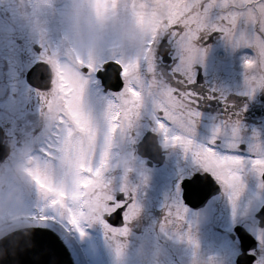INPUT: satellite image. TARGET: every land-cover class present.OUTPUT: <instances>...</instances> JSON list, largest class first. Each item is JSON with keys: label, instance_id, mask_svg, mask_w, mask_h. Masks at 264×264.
I'll return each mask as SVG.
<instances>
[{"label": "snow or ice", "instance_id": "1", "mask_svg": "<svg viewBox=\"0 0 264 264\" xmlns=\"http://www.w3.org/2000/svg\"><path fill=\"white\" fill-rule=\"evenodd\" d=\"M93 2L98 10L115 6V0ZM125 7L152 26L151 38L138 57L85 60L62 42L41 43L40 59L50 65L54 75L50 90L40 95L46 115L55 114V122L48 125L47 140L39 151L28 152L36 161L37 173L41 155L48 154L54 146L79 160L82 175L77 188L69 192L54 183H44L37 174L41 195L31 212L33 226L27 236L12 232L0 239L5 264H14L20 250L37 239V233L40 240L47 239L51 235L48 224L71 226L83 234V221H99L108 237L117 242L126 239L129 232L126 222L137 214L138 206L113 195L116 177L107 158V145L115 132L124 134L129 145L133 143V129L142 117L150 118L153 130L162 135L166 144L182 147L200 169L212 173L233 201L243 188L242 169L250 166L264 175V138L257 130L251 132L253 155L238 154L245 136L241 117L247 105L236 107L233 101L221 96L224 108L211 137L207 142L193 138L203 100L193 87L194 64L202 53L196 41L209 32L219 31L234 47L252 48L253 54L245 56L243 61L245 94L252 97L264 89V0H127ZM168 44L174 49V63L164 73L158 63L167 60L164 49ZM62 57L74 58L80 65L71 79L63 74ZM101 128L106 130L104 134ZM221 140L224 151L220 150ZM122 179V190L127 194V172ZM93 188L104 190L108 206L105 216L88 219L85 211L88 191ZM185 211L177 200L169 208L162 226L179 228ZM121 215L125 220L121 226L105 220L109 216L118 221ZM255 229L257 248H249V255L247 259L241 258V264H264V222L258 221ZM189 239L195 243L191 235ZM30 250L42 254L40 249ZM31 264L41 262L32 260Z\"/></svg>", "mask_w": 264, "mask_h": 264}, {"label": "flooded vegetation", "instance_id": "2", "mask_svg": "<svg viewBox=\"0 0 264 264\" xmlns=\"http://www.w3.org/2000/svg\"><path fill=\"white\" fill-rule=\"evenodd\" d=\"M7 10V6L3 3H0V14L7 12ZM53 36H55V40H53ZM49 37L50 38L47 43H55L59 40V38H56L58 36L55 34V32L50 34ZM165 43L167 44L166 39ZM196 43L197 46L202 49L201 54L204 58H198L194 64L195 79L193 87L194 90L198 91L203 96V100L199 105L200 111L202 113L200 119L202 118L212 122L217 121V117L222 114L224 108V104L220 99L221 96H223L227 100L233 101L236 107H243L244 105H247L241 117L244 125L246 123L253 122L261 124V117H264V89L258 90L252 97H249L248 95L241 92L243 89L239 86V84L245 81L246 69L243 63L244 58L245 56L249 55L250 51L253 52V49L250 47L248 49L247 46L234 47L230 42L224 39L222 33L219 31L207 33L205 36L198 39ZM41 51V44L34 43L29 39H25L22 44H14L9 48H0V114L2 113V115H4V117L0 118V131L2 133L0 145H2L4 148H6L4 143L6 138H11L16 141V151H31L32 153H37L47 140L48 125L46 123V118L40 116V111L45 110L43 103L40 104V93L50 90L52 86L51 82L53 73L50 65L46 61L40 59ZM164 51L167 53L168 58L167 60H160L158 63V68L162 72L167 73L174 63V58L172 55L174 49L170 44H168ZM231 58H233L234 61L236 59H241L240 61L242 64H240L241 62L239 60H236V65H230V61H233ZM11 76H13V78ZM22 77L24 79V83L34 90L36 94V103H26L24 105L18 103V106H13V108H10L9 105L7 106L5 104L6 102L4 101L3 97L4 95H7L9 99V97L12 96L16 90L20 92ZM231 78H233V81L230 82L229 80ZM209 97L212 98L210 99ZM30 106L31 108H34V106L36 107L33 109V111H30ZM9 113H11V116L7 118V114ZM151 127L146 129L147 131L140 135V139L136 144H130L131 149L134 150V153H136L140 159L144 160L145 170L139 169V172L141 176H147L152 174L154 170L165 165L164 170H162L160 173H167L172 179L170 192L172 193L174 199L176 201L179 200L186 210L184 213V221L179 228L172 225L162 226L168 214L166 205H174V203L171 201L164 205V209L161 211V213H159V216L155 211L144 214L138 209L137 214L132 217L130 221L126 222L129 227L126 240L129 238V236L134 237L135 235L139 234L148 238L155 245L157 242H159L160 245H163L164 243L167 244L165 240L162 239V236L165 234H176L180 236V233L184 232L187 237L191 235L193 239L198 235H203V238L204 236L208 237L213 225L205 227L206 224L203 222L199 224L196 221V223L192 221L191 219L197 213V211L206 207L207 203L212 199H216L219 201L220 205L222 200V204L224 205L225 209L231 210L232 213H234L235 211L240 210V206L237 204H240L241 202L238 200L235 203V201H233L229 197V194L224 190L223 185L216 179V177H213L212 173L202 169V171H195L193 169L195 166L192 167L193 165L188 164L186 162L187 160L178 161L177 157L181 159V157L187 154L182 147H176L175 151L177 152H174L175 158L170 156L171 154L169 155L170 152L168 151V148L163 147L164 145L160 143L161 134L151 133ZM31 129L32 133H30ZM28 132L30 134L26 136L25 133ZM20 140L24 142H20ZM141 144L142 147L140 149L145 153L146 156L138 152L139 145L141 146ZM220 148L225 149V146ZM242 148L243 150H240L238 154L242 156L253 155L249 148L245 147L244 145ZM7 154L8 153L4 155L3 159L7 157ZM172 159H174V161ZM243 172L244 171L241 172L243 185L247 184L249 187H256L257 185L260 188V191H264V175L259 174V178L252 181L250 180V177H248L246 174H243ZM117 174L123 176L122 171H117L114 174L115 177ZM209 176L212 179H210ZM117 177L114 181L116 189L115 195L119 199L125 200L126 203H134L135 201L139 203L142 199H144L142 192L146 193L149 191L145 189L148 186V183H146L148 180L145 178L143 179L145 183H134L135 174L133 173V170L128 173L129 188L127 194L124 190H122L123 181L119 182ZM214 181L217 184L218 189L217 193L215 194ZM260 211L264 212V200L258 204V209L254 214ZM238 215H240V213ZM161 217L164 219H161ZM245 219L240 220V222L238 221L239 223L235 222L230 226H226L225 228H221L220 226L216 225V240L226 238L233 243L232 255L229 256V258L227 257L228 255L224 257L225 254L223 252L220 254L224 258L225 264L226 262H231L232 264H237V262L239 264L241 263V258L237 257L240 255L241 243L239 238L234 234V231L237 226L244 228L242 224L245 223ZM105 220L113 226H121L125 223L122 215L118 221H114L109 216H106ZM233 220L229 221V223H231ZM256 221L260 222V219L257 218ZM48 226L55 232H60L59 234L67 237V239H69V243H74V241H76L79 244L80 256L85 262L83 263L81 260L80 261L82 264H91L89 263L90 258L87 253V243L80 240V238H75L73 235V230L64 225L48 224ZM91 226L94 227L93 230H91V234H103L105 235V238H109L103 223L99 222ZM192 228H196V230H192ZM88 232L90 233V231H87L86 233ZM208 242L204 243V245L209 246L210 243ZM93 245L97 247L96 250H98L99 253L103 252L104 248L112 247L110 240L109 242L97 241L93 243ZM224 245L227 248L229 246L228 244L227 246L226 243H224ZM247 245L249 246L250 243L247 242L242 246L247 247ZM250 247L253 249L257 248L255 239L253 246ZM227 251H229V249H227ZM246 254L249 255L248 251H246ZM176 258V256L173 258L170 257L169 260L171 263H174ZM223 258H221V260ZM178 259L176 262L177 264L179 263ZM244 259L247 258L244 257ZM253 259H255V254H253ZM209 260L212 261V259ZM101 264L106 263L101 262Z\"/></svg>", "mask_w": 264, "mask_h": 264}, {"label": "clouds", "instance_id": "3", "mask_svg": "<svg viewBox=\"0 0 264 264\" xmlns=\"http://www.w3.org/2000/svg\"><path fill=\"white\" fill-rule=\"evenodd\" d=\"M7 12L0 14V48L22 44L25 39L47 43L55 32L59 42L69 46L75 54L89 58L119 57L129 60L143 54L151 38L152 26L142 22L131 10L127 0H115V6L98 10L93 0H0ZM63 74L71 79L80 70L74 58H61ZM54 75V73H53ZM8 101L7 95L3 97ZM102 101V98H101ZM55 122V114L46 116L47 125ZM104 134L105 129H100ZM7 157L0 160V239L12 232L30 234L31 212L41 192L37 174L44 183L73 191L82 173L79 160L56 147L41 155L39 172L29 152L15 150L16 141H4ZM111 171L127 174L139 167L127 138L121 132L112 133L107 145ZM115 188V185H114ZM115 195V191H113ZM108 196L102 189L88 191L86 215L88 219L105 216ZM114 264H160L161 250L148 238L139 234L120 242L111 239ZM4 255L0 249V257Z\"/></svg>", "mask_w": 264, "mask_h": 264}, {"label": "rangeland", "instance_id": "4", "mask_svg": "<svg viewBox=\"0 0 264 264\" xmlns=\"http://www.w3.org/2000/svg\"><path fill=\"white\" fill-rule=\"evenodd\" d=\"M50 38V37H49ZM48 38V40H49ZM58 39V37H56ZM53 40H55V36H53ZM249 49V47H248ZM253 52L250 51L249 55H252ZM202 57V54L199 58ZM201 59H204L203 57ZM233 61H230V65H236V60H241V59H236L234 61L233 58H231ZM199 62V61H198ZM241 62V61H240ZM242 64V62L240 63ZM233 76V75H232ZM13 78V76H11ZM225 80V79H224ZM230 82L233 81V78H231L229 80ZM21 84L20 85V92L16 90V92H13L14 94L12 96L9 97L8 101L5 103L7 106L9 105L10 108H13V106H18V103L24 105L26 103H36V94L34 92V90H32V88H30L28 85H26L24 83V79L22 77L21 80ZM240 87H242V93L245 94L246 88H245V81H243L241 84H239ZM19 94V95H18ZM43 103L42 97H40V104ZM36 106H34V108H31L30 106V111H33V109H35ZM41 113V117H45L46 118V108L44 111H40ZM11 116V113L7 114V118H9ZM4 117V115H2V113L0 114V118ZM23 118V116H22ZM261 124H257V123H246L245 124V128H244V132H245V136L241 142V144H243L245 147L250 149V145L252 143V137H251V132L253 129L257 130L260 133L261 138H264V117H261ZM216 123V121H210V120H205V119H200L198 124L196 125V130L194 133L193 138L197 141V142H207V140L211 137L212 133H213V127L214 124ZM151 122H150V118L145 119L144 117L141 118V121L139 123V125L133 129V134L135 136V140L133 143H137L140 139V135H142V133H144L145 131H147L146 129H149ZM256 124V125H254ZM30 133H32V129L30 131ZM25 133L26 136H28L30 134ZM151 133H158L156 131L153 130V127H151ZM160 143H162L164 146L168 148V151L170 152L169 155L174 157L176 147L178 145H170V144H166L163 140L162 135H160ZM23 140H24V136H23ZM20 142H24L21 141ZM131 143V144H133ZM224 146V141L221 140L220 142V147ZM180 147V146H179ZM131 148V145H130ZM246 149V148H245ZM17 150V149H15ZM133 150V149H132ZM221 151H223L220 148ZM134 152V150H133ZM134 156L136 158V162L139 165V167L135 168L133 170V173L135 174V181L134 183H145V181L143 180L144 178L146 180H148V186L147 190H149L146 193H143V197L144 199H142L139 203H137V201H135L134 203L138 206V209L143 212L144 214L148 213V212H153L155 211L156 214L161 213V211L164 209V205L169 203L170 201L175 203L176 200L174 199V197L172 196V193L170 192V186H171V182L172 179L170 178L169 174L167 173H160L162 170H164V166L154 170V172L152 174H149L147 176H141L139 169L140 170H145V165H144V160L140 159L138 157V155L136 153H134ZM175 158V157H174ZM178 161L180 160H187L186 162L190 165H193L192 167H194L193 169L195 171H202L199 166H196V163L194 162L193 158L191 157L190 154H186L183 157H181V159L179 157H177ZM174 161V159H172ZM153 171V170H152ZM243 174H246L248 177H250V180L254 181L257 178H259V173H257L254 169H252L250 166H247L246 168L242 169ZM241 171V172H242ZM143 172V171H142ZM118 175V177H117ZM116 177L119 180V182L123 181L122 177L120 176V174H117ZM214 177V176H213ZM138 180V181H136ZM246 181H247V177H246ZM239 200V202H241L240 204H237L240 206V210L235 211L234 213H232L231 210H227L225 209L224 205L222 204V200H221V205L219 203L218 200L216 199H212L211 201H209L207 203V206L204 207L203 209L197 211V213L192 217V221H196L197 223L201 224V222L205 223V227L209 226V225H213V228L210 230V235H208V237L204 238L202 237L203 235H198L195 237L194 235V241L195 243H193L192 240L189 239V237H187L185 235L184 232L180 233L179 235H171V234H165L164 236H162V239L165 240V242L167 244H163L160 245L159 242L156 243V245L158 246V248L161 250L162 252V257L160 260V264H177V259L179 260L178 264H225L224 258L220 255L222 254L221 252H223L225 255L224 257H226V255H228L227 257L229 258V256L232 255V248H233V243L229 240L225 239H220V240H216V236H217V232L215 231L216 229V225L220 226L221 228H225L226 226H230L233 223L237 222L239 223L240 220H244L245 218V223L242 224L244 226V229L246 230V233H248L250 236L253 237V239L256 240L255 237V225L257 223V218L255 217V212L258 209V204L264 200V191H260V188L256 185L255 186H251L249 187L247 184L243 185V188L239 194V196L235 199V203ZM251 201V202H250ZM220 206V207H219ZM172 207L169 204L166 205V209L169 210V208ZM242 211V212H241ZM240 213V215H238ZM236 216V217H235ZM235 217V219L233 220V218ZM239 217V218H238ZM161 219H164L161 217ZM233 220L231 223H229V221ZM239 221V222H238ZM195 222V223H196ZM99 223V221H83L82 222V227H83V234H81V232L71 226H67L69 229L74 231V236L75 238H80V240H82L83 242L87 243V253L88 256L90 258V262L91 264H101V262H105L106 264L110 263V264H114V255H113V251H112V247H107L103 249V252L99 253L98 250H96L97 247H95L93 245V243L95 242H109V240L111 241V238H105V235L103 234H91V233H86L87 229L88 231L93 230V226L94 224ZM65 226V225H64ZM87 226V229H86ZM189 228V227H188ZM229 229V228H228ZM192 230H196V228H192ZM60 233V232H59ZM57 233V234H59ZM61 239L65 242V244L67 245L70 253L71 257L73 259V262L75 264H81V258L78 255V251L76 246L74 245L73 242L69 243V239H67V237H65L64 235L59 234ZM201 236V237H200ZM101 238V239H100ZM210 240V241H209ZM209 241V242H208ZM210 243V245H204V243ZM224 243H226V245L228 246V248L224 245ZM231 246V248H230ZM227 249H229V251H227ZM235 253V252H234ZM174 256H176V261L174 263H171V261L169 260V258H173ZM104 258V259H103ZM221 258H223L221 260ZM103 259V260H102ZM209 259H212V261H210ZM208 262H207V261ZM173 262V261H172ZM226 264H232L231 262H226Z\"/></svg>", "mask_w": 264, "mask_h": 264}, {"label": "water", "instance_id": "5", "mask_svg": "<svg viewBox=\"0 0 264 264\" xmlns=\"http://www.w3.org/2000/svg\"><path fill=\"white\" fill-rule=\"evenodd\" d=\"M1 134L2 133L0 131V141L2 138ZM141 147L142 144L141 146L139 145L138 152L145 155V153L140 149ZM6 153V148L0 145V160H3V157ZM258 216L263 218L264 212L258 213ZM47 230L49 233H51V235L45 240H40L39 233H37V239H34V242H30L27 247L20 250V252L15 257L14 264H31L32 260H39L41 264H75L73 263L69 251L61 238L49 228H47ZM237 233L239 236L241 235L242 238L243 234H245L243 229H240L239 231L237 230ZM246 235L248 236V234ZM34 248L42 250V254L38 255L36 252L30 250ZM244 248H248V245ZM241 256L244 257L243 255ZM0 264H5L3 257H0Z\"/></svg>", "mask_w": 264, "mask_h": 264}]
</instances>
